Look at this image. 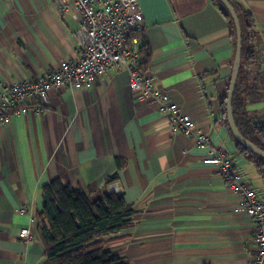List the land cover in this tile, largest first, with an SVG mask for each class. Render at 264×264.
<instances>
[{"label": "crops", "instance_id": "crops-1", "mask_svg": "<svg viewBox=\"0 0 264 264\" xmlns=\"http://www.w3.org/2000/svg\"><path fill=\"white\" fill-rule=\"evenodd\" d=\"M52 1L0 0V81L35 79L81 53L75 22ZM137 1L152 52L145 75L228 153L264 202V174L226 119L236 48L228 19L212 0ZM230 1L250 25L246 45L258 64L248 82L262 95L246 110L264 121V0ZM128 83L121 68L88 87L51 89L46 105L29 103L0 124V264L45 262L36 214L41 187L53 179L90 195L121 194L134 208L133 225L109 243L131 264H250L252 222L237 212L239 198L216 168L202 162L206 149L170 131L168 117L138 102ZM21 228L32 239L18 237Z\"/></svg>", "mask_w": 264, "mask_h": 264}, {"label": "built area", "instance_id": "built-area-1", "mask_svg": "<svg viewBox=\"0 0 264 264\" xmlns=\"http://www.w3.org/2000/svg\"><path fill=\"white\" fill-rule=\"evenodd\" d=\"M53 7L76 24L75 34L82 49L79 56L65 58L46 75L32 80L0 81V124L11 116L25 114L29 103L46 105L48 93L59 87L84 88L96 77L124 68L129 74V90L138 102L154 104L168 117V129L190 136L206 149L204 164L212 165L226 189L239 198L237 212L252 222L254 254L250 264H264V202L244 180L227 152L212 145L210 137L197 130L189 114L181 111L168 92L156 87L137 68L135 46L142 15L137 0H53ZM21 213L23 210L20 211ZM18 237L32 239L27 228Z\"/></svg>", "mask_w": 264, "mask_h": 264}, {"label": "trees", "instance_id": "trees-1", "mask_svg": "<svg viewBox=\"0 0 264 264\" xmlns=\"http://www.w3.org/2000/svg\"><path fill=\"white\" fill-rule=\"evenodd\" d=\"M228 1L237 14L242 41L241 62L232 100L234 123L245 140L264 152V121H253L246 110L250 101L262 95L254 94L248 82L250 68L258 66L246 45L251 41L250 25L243 22L234 3ZM212 2L228 19L232 36H235L234 24L226 9L217 0ZM134 34L139 36L135 46V62L143 74L152 52L142 30ZM237 144L248 158L255 160L256 166L264 174V159ZM41 193L43 205L36 214V220L45 245L43 264H131L122 257L112 255L109 249V243L134 223V208L125 203L121 194L104 189L90 195L73 189L59 179L43 185Z\"/></svg>", "mask_w": 264, "mask_h": 264}, {"label": "water", "instance_id": "water-1", "mask_svg": "<svg viewBox=\"0 0 264 264\" xmlns=\"http://www.w3.org/2000/svg\"><path fill=\"white\" fill-rule=\"evenodd\" d=\"M222 6L226 9L228 14L230 15L235 32H236V48H235V54H234V62H233V67H232V73L229 79V84H228V90L225 96V108H226V119L228 126L230 128V131L232 135L234 136L235 140L243 146L245 149L251 151L253 154L261 157L264 159V152L258 149L256 146L245 140L237 131L235 123H234V118H233V110H232V100H233V94H234V89L238 77V72H239V67H240V62H241V46H242V41H241V32H240V26H239V21L237 18V14L231 5V3L228 0H217Z\"/></svg>", "mask_w": 264, "mask_h": 264}, {"label": "rangeland", "instance_id": "rangeland-1", "mask_svg": "<svg viewBox=\"0 0 264 264\" xmlns=\"http://www.w3.org/2000/svg\"><path fill=\"white\" fill-rule=\"evenodd\" d=\"M132 33H134V32H132ZM132 33H131V34H132ZM144 74H145V73H144Z\"/></svg>", "mask_w": 264, "mask_h": 264}]
</instances>
